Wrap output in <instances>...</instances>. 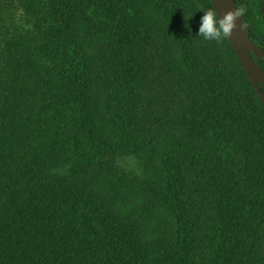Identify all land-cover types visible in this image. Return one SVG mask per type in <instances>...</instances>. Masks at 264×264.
<instances>
[{"label": "trees", "instance_id": "obj_1", "mask_svg": "<svg viewBox=\"0 0 264 264\" xmlns=\"http://www.w3.org/2000/svg\"><path fill=\"white\" fill-rule=\"evenodd\" d=\"M209 8L0 0V264H264V104Z\"/></svg>", "mask_w": 264, "mask_h": 264}, {"label": "water", "instance_id": "obj_2", "mask_svg": "<svg viewBox=\"0 0 264 264\" xmlns=\"http://www.w3.org/2000/svg\"><path fill=\"white\" fill-rule=\"evenodd\" d=\"M210 3L217 10L218 16L221 18L225 12L236 8L234 0H210ZM236 23V30L227 40L234 50L257 97L264 104V94L259 89V85L264 87V72L255 64L252 58L264 60V51L251 41L242 18H239ZM242 24L244 25L243 28L241 27Z\"/></svg>", "mask_w": 264, "mask_h": 264}, {"label": "clouds", "instance_id": "obj_3", "mask_svg": "<svg viewBox=\"0 0 264 264\" xmlns=\"http://www.w3.org/2000/svg\"><path fill=\"white\" fill-rule=\"evenodd\" d=\"M246 12V6L239 5L234 10L225 12L221 18L216 9L209 8L204 11V15L201 17L199 36L203 37L205 41L222 44L224 40L232 36L237 28V20L243 18ZM185 26L187 27V24ZM241 27L243 28L244 25L242 24Z\"/></svg>", "mask_w": 264, "mask_h": 264}]
</instances>
